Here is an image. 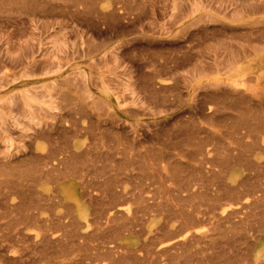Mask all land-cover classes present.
I'll return each mask as SVG.
<instances>
[{
  "label": "rangeland",
  "instance_id": "rangeland-1",
  "mask_svg": "<svg viewBox=\"0 0 264 264\" xmlns=\"http://www.w3.org/2000/svg\"><path fill=\"white\" fill-rule=\"evenodd\" d=\"M240 67L246 71L247 86L258 89L253 92L256 97L263 96L264 0H0V215L8 218L6 222L0 216V264H111V259L101 257L102 247L117 242L120 248L113 251L112 260H121L119 264H264L263 217H255L251 209L239 216L247 221L245 232L241 230L243 223L238 229L232 225L240 218L219 225V229L218 218L208 221L197 215L202 218L197 228L206 243H195L200 247L194 244L190 256L176 250L171 251L173 255L161 257L160 245L181 234L177 232L180 219L176 221L173 212L166 219L156 212L147 213L148 216L138 212L139 203L134 198L125 200L120 195L119 199H111L122 202L124 215L133 214L136 218L134 235L126 232L116 237L111 230L102 232L101 220L95 222L103 217L102 201L108 200L101 198L104 189L98 183L105 177H116L119 169L126 179L123 188L127 191L141 194L145 190L143 197L158 198L156 202L168 204L169 209L184 204V210L197 211L194 215L201 208L209 211L210 205H227L231 199H242L255 189L264 195V133H260L264 132V105L233 96L226 85L232 70ZM215 93L220 96L214 97ZM218 103H223L222 107ZM253 145L259 148L254 149ZM51 151H55L57 159H66L60 165L63 171L79 169L94 180L99 172L103 178L98 177L99 182L97 178L93 180L90 188L72 176L58 183L51 179L33 182L30 175L49 162L46 155ZM241 156L255 161L242 162ZM218 159L222 164L225 161L228 169ZM228 161L232 165H227ZM245 163L250 168L252 163L256 166L250 169ZM92 164L94 168H89ZM119 164L125 166L121 165L124 170ZM213 164L215 170L225 171L214 176L212 182L210 179V185L206 180L212 177ZM101 165L108 170L111 166L107 165H112L111 172L102 174ZM249 180L252 184H244ZM159 186L161 193L155 191ZM234 189L239 195L234 194ZM88 191L97 198L93 200ZM193 192L196 194L190 198ZM5 193L9 194V201ZM23 193H33V197ZM42 196L52 197L51 201L47 204ZM219 196L222 203L217 200ZM21 197H29L30 202L26 200V206H18ZM38 197L48 207L41 208ZM180 197L190 199L181 201ZM75 199L84 209L78 210ZM10 204L20 211L17 213ZM100 204L103 207L99 210ZM33 206L38 207V216L36 222L31 218L30 223L25 214L33 215ZM86 210L90 211L87 222L82 215ZM12 216L16 223H12ZM40 217L46 222H38ZM101 223L106 225L104 220ZM19 225L22 230L27 226L26 230H19Z\"/></svg>",
  "mask_w": 264,
  "mask_h": 264
},
{
  "label": "bare ground",
  "instance_id": "bare-ground-1",
  "mask_svg": "<svg viewBox=\"0 0 264 264\" xmlns=\"http://www.w3.org/2000/svg\"><path fill=\"white\" fill-rule=\"evenodd\" d=\"M51 4H52V2H51ZM241 7V6H240ZM255 33V32H254ZM262 33V32H261ZM240 34V33H239ZM261 36V35H260ZM259 38V37H258ZM262 39V38H261ZM263 41V40H262ZM245 49V48H244ZM248 49V48H247ZM248 50H250V49H248ZM253 50L254 51H256L257 50V48H256V50H255V48H253ZM241 58V57H240ZM242 59V58H241ZM185 60V59H184ZM181 61V60H180ZM186 63V62H185ZM181 64V63H180ZM174 65H176L175 63H174ZM246 76H247V74H246V71H245V69L243 68V67H240V68H236V69H233L232 70V73H231V75H230V77H228L227 78V82H226V85L231 89V94L233 95V96H239L241 99H251L252 101L253 100H257L259 103H260V105L262 106V105H264V95L263 96H259V97H256V95L253 93V92H256L258 89H253V88H249L248 86H247V82H248V80L246 79ZM171 88V87H170ZM169 89V88H168ZM178 94V93H177ZM177 94H176V96H177ZM259 94V93H258ZM264 94V93H263ZM261 95V94H260ZM212 96V95H211ZM217 97V96H220V94H217V93H215V95H214V97ZM222 96V95H221ZM149 98V97H148ZM165 98V97H164ZM166 98H167V96H166ZM175 98V97H174ZM206 98V97H205ZM176 99V98H175ZM216 99V98H215ZM165 100V99H164ZM167 100V99H166ZM155 101V100H154ZM173 101V100H172ZM177 101V100H176ZM224 101H225V99H224ZM174 102V101H173ZM207 104V103H206ZM210 104V103H209ZM218 105H220L221 107H222V105H223V103H222V105H221V103H218L217 104V106ZM225 105V104H224ZM227 107H229V106H227ZM241 107V106H240ZM231 108H233V107H231ZM235 108V107H234ZM235 110H236V108H235ZM242 110V109H241ZM244 110V109H243ZM250 110V109H249ZM247 112V111H246ZM248 112H250V111H248ZM260 112V111H259ZM215 115V114H214ZM242 115H243V113H242ZM212 116V115H211ZM255 116V115H254ZM227 117V116H226ZM225 117V118H226ZM230 118V117H229ZM220 119V118H219ZM221 119H223V118H221ZM234 119V118H233ZM234 120H236V119H234ZM244 120V119H243ZM224 121H226L225 119H224ZM233 121V120H232ZM222 122H223V120H222ZM252 122V121H251ZM242 124H243V122H242ZM226 125V124H225ZM255 127V126H254ZM253 127V125H252V128H254ZM251 128V127H250ZM239 129V128H238ZM249 129V128H248ZM264 129V128H263ZM258 130V129H257ZM87 131V130H86ZM249 133V132H248ZM259 133V132H258ZM260 133H264V132H260ZM243 134V133H242ZM117 135V134H116ZM146 135V134H145ZM118 136V135H117ZM246 136V135H245ZM244 136V137H245ZM116 137V136H115ZM253 137V136H252ZM93 138V137H92ZM260 138H261V136H260ZM114 139V138H113ZM243 139V138H242ZM254 139V138H253ZM94 140H97V139H94ZM97 142V141H96ZM113 142V141H112ZM167 143V142H166ZM257 143H259V142H257ZM256 142H255V145L257 144ZM98 145H99V143H98ZM97 144H96V146L97 147H99ZM255 145H253V146H255ZM259 145V144H258ZM257 145V146H258ZM177 147V145H174L173 147ZM249 146V145H248ZM251 147V146H250ZM260 147H261V145H260ZM69 148V147H68ZM254 149H257V148H259V147H257L256 148V146L255 147H253ZM263 148V147H262ZM219 149V148H218ZM213 150V149H212ZM101 151V150H100ZM137 151V150H136ZM203 151V150H202ZM225 151V150H224ZM234 151V150H233ZM239 151V150H238ZM58 152V151H57ZM60 152V151H59ZM58 152V153H59ZM129 152V151H128ZM198 152V151H197ZM204 152V151H203ZM229 152V151H228ZM55 151H51L49 154H47L46 155V159H48L49 160V162H47V163H45L42 167H41V169L39 170H35L36 172H34L32 175H30L31 176V178H32V180H33V182H38V181H41V180H48V179H51V180H54V181H52V182H56V183H58V182H60V181H58V180H62V179H67L69 176H72V177H76V178H80V179H82L81 181H82V186H85V187H88V188H90L89 186H92V184H94V181L96 180V178H97V182H99V179L100 178H103V177H101V176H99V172H98V177H100V178H98V177H95V180H94V178L93 177H91L90 178V176L89 175H87V174H84V173H82V172H80L79 171V169L78 170H72V171H67V170H65V171H63V169H61L60 168V165H62V164H64V162H65V160H62V159H57L56 158V156H55ZM57 153V154H58ZM158 153V152H157ZM240 154H243V152L241 153V152H239ZM118 154V153H117ZM127 154V153H126ZM206 154V153H205ZM245 154V153H244ZM244 154H243V156H244ZM150 155V154H149ZM226 155V154H225ZM234 155V154H233ZM88 156V155H87ZM123 156V155H122ZM240 156V155H239ZM243 156H241V158L240 159H242V157ZM247 156V155H246ZM105 157H107V156H105ZM110 157H112V156H110ZM207 157V156H206ZM229 157V156H228ZM90 158V157H89ZM140 158V157H139ZM170 158H172V157H170ZM170 158H169V160H168V162L170 161ZM237 158V157H236ZM239 158V157H238ZM104 159V158H103ZM121 159V158H120ZM147 159V158H146ZM216 159V158H215ZM230 159V158H229ZM233 160H234V157L232 158ZM245 159L246 158H243L242 160V162H244L245 161ZM92 160H94V159H92ZM140 160V159H139ZM217 160V159H216ZM85 161V160H84ZM135 161H138V159L137 160H135ZM148 161V160H147ZM172 161V160H171ZM211 161V160H210ZM218 161H219V159H218ZM235 161H240V160H238V159H236ZM246 161L247 162H253V161H255V159L254 160H252V158L250 159V156L249 157H247V159H246ZM42 162V161H41ZM77 162H79V161H77ZM87 162V161H86ZM124 162V161H123ZM123 162H121V163H123ZM128 162V161H127ZM154 162V161H153ZM223 162V161H222ZM222 162L221 161H219V163L220 164H222ZM229 162V161H228ZM227 162V165L229 164L230 165V163L232 162V161H230L229 163ZM257 162V161H256ZM81 163H83L82 161H81ZM89 163V162H88ZM94 163V162H93ZM140 163V162H139ZM157 163V162H156ZM214 163V162H213ZM216 163V162H215ZM219 163H217L216 165H217V167H218V165H219ZM41 164V163H40ZM67 164V163H66ZM74 164V163H73ZM96 164V163H95ZM125 164V163H124ZM138 164V163H137ZM141 165H142V162L140 163ZM149 164V163H148ZM237 164V163H236ZM240 164V162L237 164V165H239ZM243 164V163H242ZM69 165V164H68ZM76 165V164H75ZM88 165V164H87ZM97 165H99V164H97ZM96 165V166H97ZM120 165V164H119ZM121 165H123V164H121ZM120 165V166H121ZM125 165H127V164H125ZM158 165V164H157ZM214 165V164H213ZM226 165V162L224 161V164H222V167H228V166H225ZM231 165H232V163H231ZM245 165L247 166V164L245 163ZM39 166V165H38ZM41 166V165H40ZM76 166H78V165H76ZM95 166V167H96ZM100 166V165H99ZM102 167L104 166V165H101ZM112 167V165H107V167L109 168V167ZM124 166V165H123ZM143 166V165H142ZM254 166H256V165H254ZM253 166V163H252V167H254ZM34 167V166H33ZM90 167H93L94 168V166H93V164H92V166H89V168ZM102 167H100V171H101V169H102ZM105 167V166H104ZM103 167V170L105 169V171H104V173H103V170H102V174H105V172H106V170H108L107 168H104ZM111 167H110V169H111ZM122 167V166H121ZM125 167V166H124ZM124 167H122L121 169H123ZM156 167V166H155ZM160 167V166H159ZM179 167V166H178ZM216 166L214 165L213 166V170L212 171H210V173H212V177L211 178H209L208 180H206V181H208L209 182V180L212 182V178H214V176L215 177H218V176H220V174L222 175V173H223V171H225V169L224 170H222L221 168L220 169H218V170H215V169H217V168H215ZM247 167H249V166H247ZM252 167L250 168V169H252ZM259 167V166H258ZM257 167V168H258ZM116 168H118V167H116ZM120 168V167H119ZM118 168V169H119ZM127 168V167H126ZM126 168H125V170H126ZM154 168V167H153ZM256 168V167H255ZM254 168V169H255ZM37 169V168H36ZM88 169V168H87ZM86 169V170H87ZM108 170L109 172H111V170ZM143 169V168H142ZM152 169V168H151ZM156 169V168H155ZM154 169V170H155ZM177 169V168H176ZM180 169V168H179ZM228 169V168H227ZM124 170V169H123ZM134 170H135V168H134ZM140 170V169H139ZM178 170V169H177ZM189 170H190V168H189ZM20 171V170H19ZM136 171V170H135ZM182 171V170H181ZM186 171V170H185ZM254 171V170H253ZM120 172V169H119V171H118V173H117V170H116V173L117 174H119V175H116V177H114V176H111L109 179H106V177H105V179L104 180H102V181H100L101 183H98V184H101V186H100V188H103L104 190L102 191V194L104 195V197H101V198H104V199H108L107 200V202L106 201H102L103 203H104V208H102L103 207V205L102 204H100V206H98V208H99V210L100 211H102L101 212V214H102V216L103 217H99L100 219L99 220H96L95 219V222H98V221H100L99 223H100V229L102 228V226L104 227V229H101L102 230V232H103V230H105L106 232L109 230H111V231H113L114 233H115V236L116 237H118V236H120V235H122L123 233H126V232H129L128 234H131L132 233V231H134L133 229L137 226L136 224H135V221H136V218L135 217H133V214L132 215H124L123 214V211H124V206H123V204H121L122 202L121 201H117V202H115L114 200L113 201H111V199H114L115 197H119L120 195L121 196H123V199H125L126 197H128V198H134L135 200H137V205H138V203H139V205H138V212H141V213H143V214H145V215H147V213H151V212H156V213H159V214H162L164 217H165V219L167 218V216H168V218H169V214H170V216L172 215V212H173V216L175 217V219H176V221L178 220V219H180L179 221H180V231L178 230L177 231V229H176V231L177 232H180L181 234H179V235H177V236H174V237H170V239H168L167 241H165V242H163L161 245H160V248L158 249V250H160V253H158V254H160L161 255V257H162V254L164 255V254H167V253H171L172 254V252L173 251H176V250H182V251H180V252H183L184 253V255L185 256H188V254H189V252L192 250V248H194L195 246H194V244L196 243V244H199L201 241H205V240H203V238H205V237H202L201 235H200V233L201 232H199L200 230H199V228H197V225H200V222H201V217H206L207 219H205L204 218V220H208V221H212V219L213 218H218L217 220V223H218V227H219V225L221 226V224H223V226L224 225H226L227 223H231L234 219H236V218H240L239 220L240 221H234V222H232L233 224L232 225H234V226H236V228L237 227H240L241 225H240V223L242 224H244L245 222H247V221H244V220H242V218L241 217H239L241 214L242 215H244V211L245 210H247V209H251L250 211L251 212H253L252 214L255 216V215H261L260 217L262 218H264V195H263V192L262 191H260V190H257V189H255L256 191H253V192H250V194H245L246 195V197H244V198H242V199H239V200H234V199H231V197L229 198V199H231V200H229V203H227V205H225V204H220L219 206H215V205H210V210L209 211H207L206 210V208L204 209V210H206V211H203L202 210V208L200 209V210H202V211H200V210H198V213L196 214V215H194V212H197V211H186L187 209H186V207L184 206V204L181 206V207H179L178 208V205L176 206L178 209L176 210V209H173L175 206H173V208H168V204L167 205H164V203H162V202H160V203H158V202H156L157 200H158V198H151V195H149L150 197H148L147 195V198L148 199H145L144 197H146V196H142L141 194L145 191H141L142 193L141 194H136L135 192H131V191H127V189L126 188H123V186H124V183L126 182L125 180V178H124V174H122V172L121 173H119ZM129 172H131V171H129ZM140 172H142V171H140ZM149 172V171H148ZM187 172V171H186ZM188 172H190V171H188ZM205 172V171H204ZM19 173V172H18ZM23 173V172H22ZM95 173H97L96 171H95ZM143 173V172H142ZM191 173V172H190ZM206 173V172H205ZM21 174V173H20ZM19 174V175H20ZM26 174V173H25ZM107 174H109L108 172H106V175ZM131 174H132V172H131ZM179 174V173H178ZM180 174H181V172H180ZM200 174H202V173H200ZM226 174V173H225ZM260 174V173H259ZM189 175V174H188ZM187 175V176H188ZM203 175V174H202ZM205 175V174H204ZM26 176V175H25ZM24 176V177H25ZM127 176V175H126ZM138 176H139V174H138ZM140 176H143V175H140ZM158 176V175H157ZM181 176H184V175H181ZM194 176H196L195 174H194ZM249 176V175H248ZM21 177V176H20ZM30 178V177H29ZM130 178V177H129ZM137 178V177H136ZM140 179L142 178V177H139ZM138 178V179H139ZM159 178V177H158ZM158 178H157V180H158ZM180 178V177H179ZM185 178V177H184ZM198 178V177H197ZM264 178V177H263ZM166 179H167V177H166ZM188 179V178H187ZM192 179V178H191ZM205 179V178H204ZM215 179V178H214ZM234 179V178H233ZM248 179H250V178H248ZM248 179H247V181H248ZM256 179H258V178H256ZM255 179V180H256ZM51 180H49V181H51ZM56 180V181H55ZM94 180V181H93ZM137 180V179H136ZM147 180V179H146ZM150 180V179H149ZM153 180V179H152ZM200 180V179H199ZM203 180V179H202ZM260 180V179H259ZM17 181V180H16ZM80 181V180H79ZM125 181V182H124ZM165 181H167V180H165ZM181 181V180H180ZM179 181V182H180ZM188 181V180H187ZM191 181V180H190ZM205 181V182H206ZM236 181V179H234V182ZM41 182H43V181H41ZM144 182H145V180H144ZM143 182V183H144ZM178 182V183H179ZM202 182V181H201ZM6 183H8V182H6ZM147 183V182H146ZM165 183H167V182H165ZM181 183V182H180ZM183 183V182H182ZM181 183V184H182ZM185 183V182H184ZM190 183V182H189ZM203 183H204V180H203ZM248 183H250V180H249V182H247V183H245L244 182V184H248ZM257 183H258V181H257ZM256 183V184H257ZM10 184V183H9ZM159 184V183H158ZM186 184V183H185ZM191 184V183H190ZM194 184V183H193ZM202 184V183H201ZM201 184H199L200 186H201ZM209 184H210V182H209ZM243 184V185H244ZM250 184H252V183H250ZM256 184H255V186H256ZM8 185V184H7ZM144 185V187H145V184H143ZM148 185V184H147ZM152 185V184H151ZM211 185V184H210ZM214 185H216V183L214 184ZM254 185V184H253ZM264 185V184H263ZM34 186H35V184H34ZM105 186V187H104ZM139 186H140V183H139ZM139 186H137V189H138V187ZM161 186V185H160ZM158 187V189L157 190H159V188L161 189V187ZM182 186H184V184L182 185ZM191 186H193V185H191ZM190 186V187H191ZM203 186V185H202ZM245 186V188L246 187H248L249 185H244ZM255 186H254V188H255ZM257 186L260 188V186L261 185H258L257 184ZM8 187H9V185H8ZM33 187V186H32ZM31 187V188H32ZM85 187H84V189H85ZM97 187V186H96ZM125 187V186H124ZM181 187V186H180ZM216 187H218V186H216ZM221 187V186H220ZM251 187H252V185H251ZM10 188H11V186H10ZM9 188V190L11 191V189H13V188H11L10 189ZM88 188H86V189H88ZM119 188H122V190L120 191V190H118ZM166 188V187H165ZM182 188V187H181ZM206 188H207V186H206ZM212 188V187H211ZM219 188V187H218ZM244 188V190H247V189H245ZM249 188V187H248ZM27 189V188H26ZM34 189V188H33ZM32 189V190H33ZM140 189V188H139ZM164 189V188H163ZM183 189V188H182ZM239 189V188H238ZM23 189H21V196H22V191ZM89 190V189H88ZM143 190V189H142ZM157 190H155L157 193L158 192H160L161 193V191L159 190V191H157ZM208 190V189H207ZM213 190V189H212ZM219 190V189H218ZM233 190V189H232ZM232 190H231V192H232ZM6 191V190H5ZM16 191V190H15ZM15 191H13V194H14V192ZM24 191H25V189H24ZM27 192H28V190H26ZM29 191H31V189H29ZM34 191V190H33ZM32 191V192H33ZM90 191V190H89ZM89 191H88V194H89ZM134 191V190H133ZM166 191V190H165ZM183 191H187V190H183ZM192 191V190H191ZM223 191V190H222ZM221 191V188H220V192H222ZM234 191H235V189H234ZM236 191H238V190H236ZM236 191L234 192V194L235 195H239L238 193H236ZM18 192V191H17ZM16 192V193H17ZM138 192V191H137ZM148 192V191H147ZM163 192H164V190H163ZM179 193L180 192H182V191H178ZM189 192V191H188ZM204 192V191H203ZM202 192V193H203ZM215 192H217L216 190H215ZM219 192V191H218ZM217 192V193H218ZM2 193H3V191H2ZM9 193H11L10 195H12V191L11 192H9ZM15 193V194H16ZM29 193V192H28ZM34 193V192H33ZM33 193H30L31 195L33 194ZM84 193H86V192H84ZM145 193V192H144ZM153 193H154V191H153ZM168 193V192H167ZM178 193V194H179ZM183 193V192H182ZM190 193V192H189ZM194 193V192H193ZM199 193V192H198ZM207 193V192H206ZM226 193L229 195V193L226 191ZM233 193V192H232ZM231 193V194H232ZM241 193V192H240ZM4 194V193H3ZM2 194V195H3ZM24 194H26V193H23V195ZM149 194H150V192H149ZM184 194V193H183ZM188 194V193H187ZM196 193H194V194H191L190 195V198L191 197H194V195H195ZM208 194V193H207ZM225 193H223L222 195L223 196H226L227 194H225ZM233 194V195H234ZM243 194V193H242ZM5 195H8V196H6L5 197V199H7L8 197H9V194L8 193H5ZM19 195H20V193H19ZM18 195V196H19ZM28 194H26V196H27ZM31 195H28V196H31ZM144 195V194H143ZM162 195H163V193H162ZM174 195V194H173ZM173 195H171V196H173ZM180 195V194H179ZM189 195V194H188ZM199 195H201L200 193L198 194V196ZM227 195V196H228ZM234 195V196H235ZM4 196V195H3ZM25 196V195H24ZM89 196H91V198L93 199V200H95L96 198H95V196H97L96 194H93V195H90L89 194ZM161 196V195H160ZM160 196H159V198H160ZM168 196V195H167ZM181 196H183L182 194H181ZM197 196V195H196ZM202 196H204V195H202ZM202 196H200V197H202ZM216 196H218L217 194H216ZM31 197H33V195L31 196ZM41 197V196H40ZM40 197H38L39 199V203L41 204L42 202H44V201H42L41 202V200L42 199H40ZM50 197V196H49ZM117 197V198H118ZM186 197V196H185ZM185 197H180V200L182 201V200H184V199H187V198H185ZM199 197V198H200ZM206 197V196H205ZM233 197V196H232ZM237 197H239V196H237ZM242 197V196H241ZM22 198V197H21ZM26 198V199H25ZM23 197L22 199H25V200H23V202H22V199H20L21 200V202H20V200H19V204L20 205H18V206H21V204L23 203V205L22 206H26V205H24L25 203H27V202H25L24 203V201H29L28 199H29V197ZM42 198H43V196H42ZM48 198V197H47ZM52 197H50L49 199H46V198H43L44 200L46 199L47 200V204H48V201H51L50 199H51ZM122 198V197H121ZM120 198V199H121ZM183 198V199H182ZM190 198H188V199H190ZM217 198V197H216ZM227 198V197H226ZM9 199H11V198H9ZM33 199H35L36 200V198H33ZM32 199V200H33ZM74 199V198H73ZM99 199V198H98ZM97 199V200H98ZM119 199V198H118ZM170 199V198H169ZM175 199V198H174ZM188 199L187 200H185V201H188ZM208 199V198H207ZM214 199V198H213ZM220 196H219V198H217V200H219V202L220 203H222V201H220ZM8 200V199H7ZM6 200V202H8ZM34 200V201H35ZM37 200V201H38ZM45 200V201H46ZM100 200V199H99ZM103 200V199H102ZM126 200V199H125ZM125 200L123 201V202H125ZM134 200V201H135ZM154 201V203L152 204H149L150 202H153ZM163 200V199H162ZM161 200V201H162ZM167 200V199H166ZM171 200V199H170ZM179 200V201H180ZM192 200L194 201V198H192ZM199 200V199H198ZM201 200H203V198L201 199ZM211 200V199H210ZM5 201V200H4ZM16 201V200H15ZM36 201V202H37ZM148 201H150L149 203H146V202H148ZM159 201V200H158ZM168 201V200H167ZM166 201V202H167ZM174 200H172V202H173ZM181 201H180V204H181ZM200 201V200H199ZM205 201V203H206V200H204ZM203 201V202H204ZM5 202V203H6ZM11 202V201H10ZM9 202V203H10ZM13 202H14V200H13ZM30 202V201H29ZM28 202V203H29ZM31 202H33V201H31ZM36 202H34L35 204H36ZM52 202L54 203V201L52 200ZM101 202V203H102ZM136 202V201H135ZM171 202V201H170ZM191 202V201H190ZM195 202H196V200H195ZM210 202V201H209ZM218 202V201H217ZM15 203V202H14ZM14 203H13V205H14ZM34 203H32V204H34ZM39 203H37L38 204V206H40V204ZM49 203H51V202H49ZM52 203V204H53ZM75 203H76V205H77V208H78V210H81V209H84V208H82V205H81V203H80V200L79 199H75ZM95 203H97L98 204V202L96 201ZM168 203V202H167ZM204 203V204H205ZM31 204V203H30ZM69 204V203H68ZM68 204H67V206H68ZM94 204V203H93ZM3 205H5V204H3ZM6 205H7V203H6ZM12 205V206H13ZM42 205V204H41ZM46 205V202H45V204H43L42 206H40L41 208H44L43 206H45ZM58 205H59V203H58ZM63 205V204H62ZM95 205V204H94ZM101 205H102V207H101ZM172 205H173V203H172ZM206 205H207V203H206ZM10 206H11V204H10ZM12 206H11V208H12ZM37 206V205H36ZM47 207H48V205H46ZM52 206V205H51ZM60 206V205H59ZM64 206H66V204L64 205ZM72 206V205H71ZM249 206H251V207H249ZM5 207V206H4ZM28 207V206H27ZM27 207H25L26 209H27ZM30 207V209L32 210L33 208L31 207V206H29ZM34 207V210L33 211H31V212H33V213H31V214H33V215H29V214H27V216H26V214H25V218H27L28 217V219L30 220L31 218H33L34 219V222H36L35 221V219H36V217L38 216V215H36L37 213L35 212V210L38 208H36L35 206H33ZM54 207V206H53ZM63 207V206H62ZM175 207V208H176ZM14 208V207H13ZM12 208V209H13ZM25 208H24V210H25ZM64 208H66V207H64ZM7 209H8V207H7ZM18 209H20V208H17V209H13V210H16V212L17 211H20V210H18ZM23 209V208H22ZM29 209V208H28ZM30 209H29V212H30ZM46 209H48V208H46ZM49 209H51L50 207H49ZM136 209V208H135ZM184 209H186V210H184ZM5 210V209H4ZM10 210V209H9ZM68 210V209H67ZM73 210V209H72ZM134 210V209H133ZM173 210V211H172ZM2 211V210H1ZM27 211V210H26ZM37 211V210H36ZM39 211V210H38ZM48 210H45V212H47ZM68 211H71V208H70V210H68ZM97 211V210H96ZM95 211V213H97ZM148 211V212H147ZM217 211H218V213H217ZM249 211V210H248ZM247 211V212H248ZM249 211V212H250ZM8 212V211H7ZM35 212V213H34ZM40 212V211H39ZM42 212H43V210H42ZM44 212V213H45ZM72 212H75V210L74 211H72ZM90 211H88V210H86V211H84L83 213H82V215H83V217L85 218V220H86V222L89 220L88 218H89V216H90V213H89ZM248 212V213H249ZM18 213V212H17ZM53 213V212H52ZM70 214H71V212H69ZM100 213V212H99ZM1 214V213H0ZM10 214H12V213H10ZM22 214V213H21ZM24 214V213H23ZM42 214V213H41ZM40 214V215H41ZM69 214V215H70ZM73 214V213H72ZM72 214H71V216H72ZM136 214H137V212H136ZM199 214H201V219L197 216V215H199ZM246 214V213H245ZM13 215H15L14 213H13ZM44 215V214H43ZM76 215V214H75ZM149 215V214H148ZM147 215V216H148ZM252 215V216H253ZM1 216V215H0ZM3 216L5 217V215L3 214ZM17 216H18V214H17ZM16 216V217H17ZM19 216H21L20 214H19ZM152 216V215H151ZM254 216H253V218H254ZM4 217H2L1 216V219L3 218L4 219V221H8L7 219L8 218H6V220H5V218ZM13 217V216H12ZM43 217V216H42ZM42 217H40L39 219V221L38 222H46L45 221V219H43ZM48 217V216H47ZM140 217V216H139ZM141 217H143V216H141ZM140 217V218H141ZM172 217V216H171ZM256 217V216H255ZM18 218V217H17ZM57 218V217H56ZM178 218V219H177ZM263 218H262V220H261V222H264L263 221ZM20 219H21V217H20ZM23 219V218H22ZM21 219V220H22ZM73 219H76V218H73ZM97 219H98V217H97ZM215 219H213V220H215ZM258 219H260V218H258ZM27 220V219H26ZM38 220V219H37ZM104 220V222H106V225H103V223H101L102 221ZM142 220V222H143V220L144 219H141ZM14 221H16V219H14V217H13V220H12V223L14 222ZM18 221H19V218H18ZM93 221V220H92ZM26 222V221H25ZM204 222V221H203ZM253 222H255V219L252 221V224H253ZM257 222V221H256ZM258 222H259V220H258ZM14 223H16V222H14ZM20 223V222H19ZM21 223H22V221H21ZM30 223H31V220H30ZM94 223V222H93ZM199 223V224H198ZM202 223V222H201ZM18 224V223H17ZM23 224V223H22ZM64 224V223H63ZM66 224H68V223H66ZM178 224V223H177ZM248 224H249V222H248ZM6 224H4V225H2V226H5ZM8 225H10V224H8ZM8 225H6V226H8ZM16 224H13V225H11V226H15ZM21 225V224H20ZM20 225L19 226H16V227H19L20 228ZM34 225V224H33ZM36 225H38V224H36ZM73 225H74V223H73ZM165 225H166V223H165ZM232 225H231V227H232ZM238 225H240V226H238ZM245 225H247V223L246 224H244V225H242L243 227H244V229H243V227H242V229L241 230H244L243 232H245V230H247V226H245ZM251 225V224H250ZM23 226H25V225H23ZM23 226H21V227H23ZM27 226H28V223H27ZM27 226L24 228L25 230H26V228H27ZM164 226V225H163ZM163 226H161V227H163ZM178 226V225H177ZM252 227H253V225H251ZM40 227V226H39ZM44 226H42V228H43ZM49 227V226H48ZM66 227V226H65ZM160 227V228H161ZM245 227H246V229H245ZM249 227V226H248ZM9 228H11L12 229V227H9ZM18 228V229H19ZM29 228H31L30 226H29ZM32 228H33V226H32ZM34 228H35V226H34ZM41 228V227H40ZM39 228V229H40ZM41 228V229H42ZM45 228H46V231H47V226H45ZM70 228H71V226H70ZM167 228V227H166ZM221 227H219V229H220ZM234 228V227H233ZM241 228V227H240ZM17 228H16V230H18ZM23 229V228H22ZM21 228L19 229V230H21V231H25V230H22ZM136 229V228H135ZM163 229H165V228H163ZM172 229H174V228H172ZM204 229V228H203ZM211 229H212V227H211ZM238 229V228H237ZM250 229V228H249ZM253 229V228H252ZM16 230L14 231V229H13V231L12 232H16ZM50 230V229H49ZM157 230H159V228L157 229ZM228 230H230V229H228ZM100 231V230H99ZM140 231V230H139ZM143 231V230H142ZM161 231V230H160ZM166 231H168L169 232V234L171 233L169 230H166ZM175 231V232H176ZM226 231V230H225ZM48 232V231H47ZM101 232V231H100ZM131 232V233H130ZM172 232H174V230L172 231ZM211 232V231H210ZM209 232V233H210ZM215 232V231H214ZM242 232V231H241ZM246 232H248V231H246ZM2 232H0V234H1ZM22 233V232H21ZM70 233V232H69ZM112 233V232H111ZM133 233H135V232H133ZM132 233V234H133ZM140 233V232H139ZM208 233V232H207ZM249 233V232H248ZM255 233V232H254ZM18 234V233H17ZM94 234V233H93ZM95 234H97L96 232H95ZM165 234V233H164ZM174 234H176V233H174ZM178 234V233H177ZM237 234H239V233H237ZM244 235H242V237L244 236V238H245V233H243ZM252 234V233H251ZM14 235H15V233H14ZM13 235V236H14ZM112 235V234H111ZM134 235V234H133ZM162 235V234H161ZM226 235V234H225ZM253 235V234H252ZM4 236V235H3ZM15 236H17V235H15ZM160 236V235H159ZM163 236V235H162ZM168 236V235H167ZM170 236H172V235H170ZM227 236V235H226ZM233 236V235H232ZM231 236V237H232ZM239 236H241V235H239ZM238 236V237H239ZM20 237V236H19ZM68 237H70V236H68ZM95 237V236H94ZM99 237V236H98ZM111 237V236H110ZM208 237V236H207ZM230 236H229V238H231ZM241 237V238H242ZM1 238H3L2 237V235H1ZM0 238V239H1ZM22 238V237H21ZM45 238V237H44ZM46 238H47V236H46ZM45 238V239H46ZM74 238V237H73ZM83 238V237H82ZM97 238V237H96ZM156 238V237H155ZM164 238V237H163ZM228 238V239H229ZM243 238V239H244ZM5 239H7V238H5ZM8 239H10L9 237H8ZM18 239V238H17ZM24 239V238H23ZM99 238H97V240H98ZM103 239V238H102ZM104 239H106L107 240V238H104ZM103 239V240H104ZM120 239V238H119ZM246 239H247V236H246ZM245 239V240H246ZM248 239H250L249 238V236H248ZM254 239H255V237H254ZM57 240H59V239H57ZM99 240H101V239H99ZM105 240V241H106ZM155 240V239H154ZM230 240V239H229ZM239 240H240V238H239ZM242 240V239H241ZM241 240H240V242H241ZM27 241V240H26ZM68 241V240H67ZM73 241V240H72ZM84 241H85V238H84ZM102 241V240H101ZM105 241H103L102 243H105ZM114 241V240H113ZM116 241V240H115ZM207 241V240H206ZM212 242H213V240H211ZM210 241V242H211ZM242 241H244V240H242ZM252 241H253V239H252ZM2 242V241H1ZM12 242V241H11ZM41 242V241H40ZM61 242V241H60ZM154 242V241H153ZM202 242V243H203ZM208 242V241H207ZM211 242V243H212ZM239 242V241H238ZM239 242V243H240ZM244 242H246V241H244ZM243 242V243H244ZM249 242V241H248ZM247 242V243H248ZM56 243V242H55ZM79 243V242H78ZM98 243V242H97ZM118 243V242H117ZM117 243H115L114 244V246H111V247H102L103 248V251H104V253H102V255H104V256H102L101 255V257H106V258H109V259H111L110 261H111V264H119L120 263V258H119V262H117L116 260H112V259H114V258H112L113 257V251L117 248V247H119V245L117 246ZM201 243V244H202ZM204 243H206V242H204ZM210 243V244H211ZM228 243H229V241H228ZM68 244H70V243H68ZM73 244V243H72ZM71 244V245H72ZM89 244V243H88ZM107 244H108V242H107ZM195 244V245H196ZM215 244V243H214ZM5 245V244H4ZM49 245V244H48ZM93 245V244H92ZM106 245V244H105ZM207 245L209 246V244L207 243ZM230 245H232V244H230ZM234 245V244H233ZM232 245V246H233ZM47 246V245H46ZM45 246V247H46ZM49 246H51V245H49ZM63 246V245H62ZM91 246V245H90ZM89 246V247H90ZM103 246V245H102ZM147 246V245H146ZM196 246H199V245H196ZM204 246H205V244H204ZM211 247H215V245H210ZM231 246V247H232ZM235 246V245H234ZM234 246H233V248H234ZM237 246V245H236ZM4 247V246H3ZM97 247H100V249H101V245L99 244ZM122 247V246H121ZM200 247V246H199ZM36 248V247H35ZM50 248H52V247H50ZM91 248V247H90ZM93 248V247H92ZM120 248V247H119ZM144 248V247H143ZM197 248V247H196ZM53 249V248H52ZM124 249H125V247H124ZM154 249V248H153ZM60 250V249H59ZM58 250V251H59ZM126 250V249H125ZM71 251V250H70ZM98 251H100V250H98ZM172 251V252H171ZM179 251H178V254H180L179 253ZM196 251V250H195ZM96 252V251H95ZM119 252V251H118ZM126 252V251H125ZM124 252V253H125ZM193 252V251H192ZM233 252V251H232ZM101 253V252H100ZM120 253V252H119ZM118 253V254H119ZM131 252H129V254H130ZM149 253H151L150 252V250H149ZM174 253V252H173ZM176 253V252H175ZM182 253V254H183ZM95 254H97V253H95ZM157 254V255H158ZM194 254V253H193ZM236 254V253H235ZM93 255V254H92ZM98 255V254H97ZM120 255H123V254H120ZM119 255V256H120ZM124 255H126V254H124ZM173 255V254H172ZM175 255V254H174ZM165 256V255H164ZM189 256H190V254H189ZM235 256V255H234ZM248 256V255H247ZM43 257V256H42ZM91 257V256H90ZM93 257V256H92ZM96 257V256H95ZM95 257H94V259H95ZM117 256H115V258H116ZM169 257H172L171 255L170 256H168V258ZM219 257V256H218ZM30 258V257H29ZM89 258V257H88ZM118 258V257H117ZM124 258H125V256H124ZM145 258V257H144ZM165 258H167V257H165ZM168 258H167V260H168ZM177 258V257H176ZM194 258V257H193ZM226 258V257H225ZM18 259V258H17ZM129 259V258H128ZM161 259V258H160ZM231 259V258H230ZM92 260V259H91ZM90 260V261H91ZM126 260V259H125ZM140 260V259H139ZM143 260V259H142ZM172 259H169V261H171ZM179 260V259H178ZM201 260V259H200ZM200 260H196V261H200ZM219 260V259H218ZM222 260V259H221ZM227 260H229V258H227ZM85 261V260H84ZM98 261V260H97ZM124 261V260H123ZM133 261H134V259H133ZM173 261V260H172ZM177 261V260H176ZM189 261H190V257H189ZM250 261V260H249ZM34 262H35V260H34ZM92 262V261H91ZM103 262V261H102ZM107 262V261H106ZM126 262V261H125ZM128 262V261H127ZM181 263H183L182 261H180ZM207 262V261H206ZM205 262V263H206ZM233 262V261H232ZM93 263V262H92ZM166 263H167V261H166ZM173 263V262H172ZM171 262H170V264H172ZM190 263V262H189ZM204 263V262H203ZM209 263V262H208ZM131 264V263H130ZM138 264V263H137ZM176 264V263H175ZM198 264V263H197ZM211 264V263H210ZM213 264V263H212ZM214 264H216V263H214ZM219 264V263H218ZM227 264V263H226ZM230 264H233V263H230ZM251 264V263H250Z\"/></svg>",
  "mask_w": 264,
  "mask_h": 264
}]
</instances>
